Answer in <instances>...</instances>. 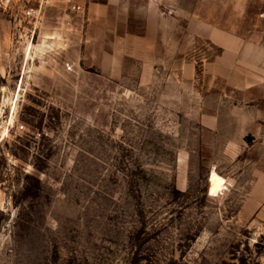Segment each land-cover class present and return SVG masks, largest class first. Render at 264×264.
Here are the masks:
<instances>
[{
	"label": "rangeland",
	"instance_id": "1",
	"mask_svg": "<svg viewBox=\"0 0 264 264\" xmlns=\"http://www.w3.org/2000/svg\"><path fill=\"white\" fill-rule=\"evenodd\" d=\"M71 1L0 0V264H264L261 84L208 69L197 0Z\"/></svg>",
	"mask_w": 264,
	"mask_h": 264
},
{
	"label": "crops",
	"instance_id": "2",
	"mask_svg": "<svg viewBox=\"0 0 264 264\" xmlns=\"http://www.w3.org/2000/svg\"><path fill=\"white\" fill-rule=\"evenodd\" d=\"M255 3L258 6L256 19L243 18L246 14L244 5ZM264 0H197L194 9L186 20L187 30L206 39L219 52L208 64L215 77L224 69L229 73H244V85L260 83L252 92V98H264ZM229 11V13H228ZM152 15L145 18L142 34L125 33L118 50V66L129 59L140 70L145 65L146 57L152 52L157 37V25ZM251 27V29H250ZM183 72L194 75L195 65L185 62ZM233 83V82H232ZM250 88V87H249Z\"/></svg>",
	"mask_w": 264,
	"mask_h": 264
},
{
	"label": "built area",
	"instance_id": "3",
	"mask_svg": "<svg viewBox=\"0 0 264 264\" xmlns=\"http://www.w3.org/2000/svg\"><path fill=\"white\" fill-rule=\"evenodd\" d=\"M66 2L70 5V8L72 10H80V8H81L80 5L73 3L71 0H66ZM25 13L29 18H34V16H33L34 10L33 9H28V10H26Z\"/></svg>",
	"mask_w": 264,
	"mask_h": 264
}]
</instances>
